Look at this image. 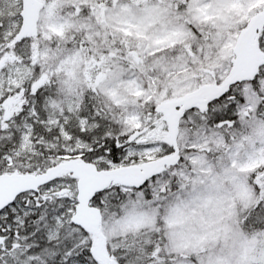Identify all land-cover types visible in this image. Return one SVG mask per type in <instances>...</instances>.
I'll return each mask as SVG.
<instances>
[{"label": "snow or ice", "instance_id": "6c2138e0", "mask_svg": "<svg viewBox=\"0 0 264 264\" xmlns=\"http://www.w3.org/2000/svg\"><path fill=\"white\" fill-rule=\"evenodd\" d=\"M0 264H264V0H0Z\"/></svg>", "mask_w": 264, "mask_h": 264}]
</instances>
